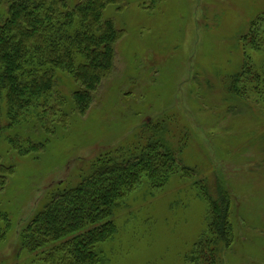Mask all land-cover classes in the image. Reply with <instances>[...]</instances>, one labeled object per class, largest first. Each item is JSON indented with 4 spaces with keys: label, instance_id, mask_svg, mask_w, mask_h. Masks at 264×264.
I'll use <instances>...</instances> for the list:
<instances>
[{
    "label": "rangeland",
    "instance_id": "obj_1",
    "mask_svg": "<svg viewBox=\"0 0 264 264\" xmlns=\"http://www.w3.org/2000/svg\"><path fill=\"white\" fill-rule=\"evenodd\" d=\"M103 19L122 33L86 107L74 109L77 86L57 72L62 113L36 105L0 135V264H40L18 235L47 193L155 130L176 171L125 194L99 264H264V0H121ZM212 196L227 202L225 241Z\"/></svg>",
    "mask_w": 264,
    "mask_h": 264
},
{
    "label": "trees",
    "instance_id": "obj_2",
    "mask_svg": "<svg viewBox=\"0 0 264 264\" xmlns=\"http://www.w3.org/2000/svg\"><path fill=\"white\" fill-rule=\"evenodd\" d=\"M116 3L121 0H80L72 7L64 0L5 2L6 14L0 17V108L6 124L0 120V135L36 105L52 101L50 119L62 113L59 108L67 98L57 88V72L77 86L68 98L74 109L86 107L99 82L113 70L114 43L122 32L103 19V11ZM63 116L67 118L65 112ZM137 141L132 149L100 156L72 181L56 184L20 229L19 250L40 264H99L98 246L113 233L112 217L125 194L143 176L153 183L176 171L163 134L147 132ZM1 170L10 173L6 166ZM4 181L0 175V185ZM210 200L217 237L225 241L227 202L216 196ZM3 226L7 231V223Z\"/></svg>",
    "mask_w": 264,
    "mask_h": 264
}]
</instances>
